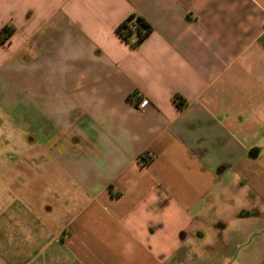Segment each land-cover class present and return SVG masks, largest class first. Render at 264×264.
I'll return each mask as SVG.
<instances>
[{
	"label": "crops",
	"instance_id": "crops-1",
	"mask_svg": "<svg viewBox=\"0 0 264 264\" xmlns=\"http://www.w3.org/2000/svg\"><path fill=\"white\" fill-rule=\"evenodd\" d=\"M4 27L0 103L54 180L35 205L0 171V264L179 262L264 154V0H0Z\"/></svg>",
	"mask_w": 264,
	"mask_h": 264
},
{
	"label": "rangeland",
	"instance_id": "rangeland-1",
	"mask_svg": "<svg viewBox=\"0 0 264 264\" xmlns=\"http://www.w3.org/2000/svg\"><path fill=\"white\" fill-rule=\"evenodd\" d=\"M19 106L12 112L0 103V171L8 172L3 176V186L9 185L13 176V185L23 192L21 198L42 204V193L54 178L44 173L42 148H30L24 131L14 121L16 114L26 111ZM34 153L40 159L33 165L27 160ZM258 159L257 171L251 177L244 174L237 178L236 164L225 170L202 213L205 222L196 235L204 239L185 255L181 253L175 264H264V154Z\"/></svg>",
	"mask_w": 264,
	"mask_h": 264
},
{
	"label": "trees",
	"instance_id": "trees-1",
	"mask_svg": "<svg viewBox=\"0 0 264 264\" xmlns=\"http://www.w3.org/2000/svg\"><path fill=\"white\" fill-rule=\"evenodd\" d=\"M136 19L138 23L137 30L135 32H132L129 28V24L131 20ZM118 34L122 39L125 41H128L133 33L136 34V41L133 43V46L138 45L140 42H142L151 32V27L141 18H135L130 17L126 22H124L119 28H118ZM14 32L13 28L11 27H4L0 30V45H2ZM174 103H176V106L178 109L182 110L186 106V102L184 99H182L180 96H174L173 98ZM143 161V164H147L150 159H144L143 157L140 158ZM110 190V187H109Z\"/></svg>",
	"mask_w": 264,
	"mask_h": 264
},
{
	"label": "built area",
	"instance_id": "built-area-1",
	"mask_svg": "<svg viewBox=\"0 0 264 264\" xmlns=\"http://www.w3.org/2000/svg\"><path fill=\"white\" fill-rule=\"evenodd\" d=\"M138 27V23L136 21V19L131 20L130 24H129V28L132 32H135L137 30Z\"/></svg>",
	"mask_w": 264,
	"mask_h": 264
},
{
	"label": "flooded vegetation",
	"instance_id": "flooded-vegetation-1",
	"mask_svg": "<svg viewBox=\"0 0 264 264\" xmlns=\"http://www.w3.org/2000/svg\"><path fill=\"white\" fill-rule=\"evenodd\" d=\"M252 153V152H251ZM257 158H259V156H257ZM257 158H255V159H257ZM257 161H259V160H257ZM262 233H264V230H262Z\"/></svg>",
	"mask_w": 264,
	"mask_h": 264
}]
</instances>
